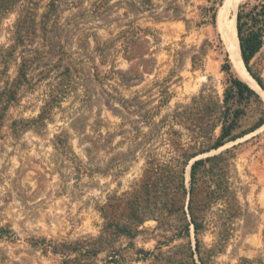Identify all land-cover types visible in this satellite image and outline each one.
Masks as SVG:
<instances>
[{"label": "rangeland", "instance_id": "rangeland-1", "mask_svg": "<svg viewBox=\"0 0 264 264\" xmlns=\"http://www.w3.org/2000/svg\"><path fill=\"white\" fill-rule=\"evenodd\" d=\"M12 1L0 10V264H264V124L252 132L264 89L241 96L225 68L218 16L232 0ZM244 30L262 36L249 66L264 85V23ZM229 127L239 138L207 152ZM228 150L220 190L207 198L210 180L196 195L198 250L190 197L175 202L165 179L159 199L147 192L199 154L189 191L192 163Z\"/></svg>", "mask_w": 264, "mask_h": 264}, {"label": "trees", "instance_id": "trees-1", "mask_svg": "<svg viewBox=\"0 0 264 264\" xmlns=\"http://www.w3.org/2000/svg\"><path fill=\"white\" fill-rule=\"evenodd\" d=\"M225 0H219V3H223ZM12 0H0V10L3 6L6 8L12 4ZM246 5H241L239 7L238 13H237V33L240 43V51H241V57L243 59V62L247 68V70L251 73V69L249 66L250 61L253 59V57L258 53V51L261 49L263 45V39L262 36L259 35V33H256L255 31L251 30L250 33L247 35L245 33V26L248 24V20L251 22H263L264 23V4L262 5H255L253 9L248 10L246 9ZM231 66L233 65H226V69L230 70ZM252 77L255 78L257 83L264 89V85L262 80L256 76L255 74L251 73ZM233 84L237 88L239 94L241 96H244L245 93L256 95L255 91L250 88L244 81H242L239 78L233 79ZM264 124V118L256 125V127L252 130L255 131L258 128H260ZM232 127L223 128L221 135L217 139L215 145L207 150H219L221 147H223L227 142L229 141H235L239 137H231V130ZM206 151L202 152L201 154H204ZM232 154L231 150L226 151L225 153H221L219 155H214L212 157H206L203 159H198L192 163L190 167V190L188 191L186 188L184 173L187 165L189 164V161L191 159H194L199 156V154L193 155L190 157L188 161L185 162L182 169H178V165H176L173 169H170L169 172L163 173L159 177V181L154 182L151 184V192L148 191L147 194L150 196L149 198L151 200H157L162 195L165 194L166 188L163 186H160V181H164V179L167 181L168 185H170L174 190V201L176 202L179 197V193L182 191V196L187 199L189 196V203H188V215L190 217V221H187L188 217L185 212V208L182 209V213L184 214V217L186 219V228L188 230H191V228L194 229L195 237H196V247L199 250L200 247V239L199 236L201 232L203 231L205 227L204 218L199 217L198 213L196 212V208L194 206L196 197L199 196L198 190L201 192H204L205 190H208V186H204L205 183H209L210 180L216 181V187L212 190V192H209L207 194V198H212L215 196V194L220 190L219 184H218V177L219 175H223L224 172L222 170V162L224 158ZM163 183V182H162ZM161 190V191H160ZM164 194H163V193ZM206 193V192H205ZM197 195V196H196ZM148 198V199H149ZM208 200V199H207ZM178 203H174V206H177ZM185 207V205H184ZM204 207L207 209L208 207H211V205L208 202H205Z\"/></svg>", "mask_w": 264, "mask_h": 264}, {"label": "bare ground", "instance_id": "bare-ground-1", "mask_svg": "<svg viewBox=\"0 0 264 264\" xmlns=\"http://www.w3.org/2000/svg\"><path fill=\"white\" fill-rule=\"evenodd\" d=\"M238 5L239 0H232L225 3V6L221 9L218 16V29L230 61L239 78L251 88L257 89L259 88L258 85L248 73L241 57L237 33Z\"/></svg>", "mask_w": 264, "mask_h": 264}, {"label": "water", "instance_id": "water-1", "mask_svg": "<svg viewBox=\"0 0 264 264\" xmlns=\"http://www.w3.org/2000/svg\"><path fill=\"white\" fill-rule=\"evenodd\" d=\"M244 66H245V64H244ZM245 68H246V66H245ZM247 69V68H246ZM248 71V70H247ZM257 83V82H256ZM257 85H258V83H257ZM259 86V85H258ZM260 87V86H259Z\"/></svg>", "mask_w": 264, "mask_h": 264}]
</instances>
